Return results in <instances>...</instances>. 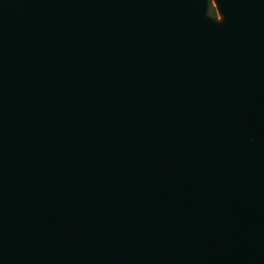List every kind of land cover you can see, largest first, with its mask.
I'll return each instance as SVG.
<instances>
[{"label":"water","instance_id":"1","mask_svg":"<svg viewBox=\"0 0 264 264\" xmlns=\"http://www.w3.org/2000/svg\"><path fill=\"white\" fill-rule=\"evenodd\" d=\"M0 0V264H264V0Z\"/></svg>","mask_w":264,"mask_h":264},{"label":"trees","instance_id":"2","mask_svg":"<svg viewBox=\"0 0 264 264\" xmlns=\"http://www.w3.org/2000/svg\"><path fill=\"white\" fill-rule=\"evenodd\" d=\"M208 13L210 15L214 16V17L216 16L215 7L213 6L212 2H210V4H209V11H208Z\"/></svg>","mask_w":264,"mask_h":264},{"label":"rangeland","instance_id":"3","mask_svg":"<svg viewBox=\"0 0 264 264\" xmlns=\"http://www.w3.org/2000/svg\"><path fill=\"white\" fill-rule=\"evenodd\" d=\"M210 2H212V4H213V6L215 7V5H214V1L213 0H208V11H209V4H210ZM215 12H216V16H215V18L216 19H220V15H219V13L217 12V10H216V8H215ZM210 15V14H209ZM212 16V15H211ZM214 17V16H213Z\"/></svg>","mask_w":264,"mask_h":264}]
</instances>
